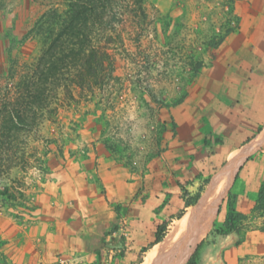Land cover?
<instances>
[{"label": "rangeland", "instance_id": "obj_1", "mask_svg": "<svg viewBox=\"0 0 264 264\" xmlns=\"http://www.w3.org/2000/svg\"><path fill=\"white\" fill-rule=\"evenodd\" d=\"M61 2L0 0V100L15 92L16 80H9L10 58L21 66L36 55L34 44L23 42V37L44 12ZM236 2L143 0L141 6L137 0L116 2L110 14L115 37L109 46L112 77L92 94L75 90L69 97L59 89L36 125L19 132L12 142L15 148L2 158L7 170L0 175V191L14 194V204L23 214L8 210L0 195V264H25L14 261L20 239L16 225L30 224L33 217L23 208L33 209L45 186L63 183L72 177L71 168L87 160L94 168L114 166L131 181L149 176L159 161L171 171L179 165L197 170L208 162L198 151L209 147L207 110L213 93L201 88L199 74L212 65L224 40L238 31ZM210 175L195 173L184 180L190 192L183 188L182 198L190 199L200 188L207 190ZM229 190L204 242L221 229L229 203L239 213ZM256 198L252 210L236 223L237 232L264 233V208L254 210ZM249 257L248 264H264V255ZM49 264L86 263L70 253L55 255Z\"/></svg>", "mask_w": 264, "mask_h": 264}, {"label": "crops", "instance_id": "obj_2", "mask_svg": "<svg viewBox=\"0 0 264 264\" xmlns=\"http://www.w3.org/2000/svg\"><path fill=\"white\" fill-rule=\"evenodd\" d=\"M236 1L238 31L199 74L201 88L213 93L207 110V150L213 151H198L208 162L197 170L179 165L171 171L159 161L149 176L132 181L114 166L94 168L89 160L71 168L72 177L45 186L32 203V222L16 225L15 262L49 264L55 255L72 253L86 264H138L157 228L168 229L191 207L182 198L183 188L190 187L184 180L211 172L209 182L234 152L256 139L264 127V0ZM263 181L264 147L240 167L230 188L240 214L252 210ZM250 255H264V233L215 234L198 249L197 264H248Z\"/></svg>", "mask_w": 264, "mask_h": 264}, {"label": "trees", "instance_id": "obj_3", "mask_svg": "<svg viewBox=\"0 0 264 264\" xmlns=\"http://www.w3.org/2000/svg\"><path fill=\"white\" fill-rule=\"evenodd\" d=\"M117 1L125 0H62L59 6L44 12L25 34L23 42L34 44L36 55L21 66L10 58L9 80L16 81L12 82L15 92L7 93L0 100V175L6 169L2 158L15 148L12 142L18 133L36 125L59 89L69 97L75 90L92 94L96 86L103 85L107 78L112 77L114 67L109 46L115 37L110 14ZM137 1L141 6L143 0ZM18 68H21L19 76L16 74ZM202 190L200 188L199 193L184 201L185 208L197 202ZM7 192L6 189L0 191L5 198L3 204L15 214H23L14 204L15 195ZM263 208L264 181L258 189L254 210ZM23 209L31 216L32 209ZM182 215L183 211L177 218ZM242 218L243 215L229 203L217 234L237 232L235 225ZM167 227L168 224H163L157 228L149 249L163 240ZM203 243L204 240L184 264H197V251Z\"/></svg>", "mask_w": 264, "mask_h": 264}, {"label": "bare ground", "instance_id": "obj_4", "mask_svg": "<svg viewBox=\"0 0 264 264\" xmlns=\"http://www.w3.org/2000/svg\"><path fill=\"white\" fill-rule=\"evenodd\" d=\"M264 145V127L250 144L234 152L209 181L202 199L172 223L163 240L153 246L141 264H184L209 232L212 219L224 201L234 176L247 156Z\"/></svg>", "mask_w": 264, "mask_h": 264}, {"label": "water", "instance_id": "obj_5", "mask_svg": "<svg viewBox=\"0 0 264 264\" xmlns=\"http://www.w3.org/2000/svg\"><path fill=\"white\" fill-rule=\"evenodd\" d=\"M259 150H260V149H259ZM259 150H257V151H259ZM257 151H256V152H257ZM256 152H255V153H256ZM255 153H254V154H255ZM251 156H253V155L247 156V157L244 159L243 164H244L245 161H246L248 158H250ZM243 164H242V165H243ZM224 165H225V164H224ZM224 165H223L222 167H224ZM242 165H241V166H242ZM239 169H240V168H239ZM236 174H237V173H236ZM235 176H236V175H235ZM235 176H234V178H235ZM233 181H234V179H233ZM209 184H210V182H208V184L206 185V187H205L206 189H207V187H209ZM205 191H206V190H204L203 192H205ZM203 192H202V193H203ZM201 199H202V195H200V197H199V199L197 200L196 204H197Z\"/></svg>", "mask_w": 264, "mask_h": 264}]
</instances>
